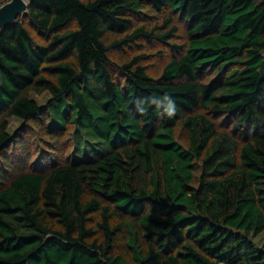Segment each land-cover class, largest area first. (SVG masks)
Wrapping results in <instances>:
<instances>
[{"label": "trees", "instance_id": "16d2710c", "mask_svg": "<svg viewBox=\"0 0 264 264\" xmlns=\"http://www.w3.org/2000/svg\"><path fill=\"white\" fill-rule=\"evenodd\" d=\"M146 7L178 15L188 40L159 76L141 56L117 71L112 48L178 31L135 27ZM40 115L53 136L73 126V149L0 167V264H264V0H31L0 33L3 163L8 119Z\"/></svg>", "mask_w": 264, "mask_h": 264}, {"label": "rangeland", "instance_id": "374dc122", "mask_svg": "<svg viewBox=\"0 0 264 264\" xmlns=\"http://www.w3.org/2000/svg\"><path fill=\"white\" fill-rule=\"evenodd\" d=\"M9 0H0V6ZM173 17L171 23H167L169 17ZM134 26L147 25L148 28L155 26L163 27L162 31L168 30L171 26H178L175 37L167 43L154 39L153 41L139 39L136 43L125 45L122 48H112L109 52L111 66L118 71L119 66L131 60L135 56H141V62L146 66L148 72L154 76H159L166 64L174 55L173 44H185L188 40V26L184 20L178 15L173 14L170 9L161 11L151 7L136 14H131ZM29 26L28 20H23ZM30 27V26H29ZM32 33L37 39H40L37 32L31 28ZM109 41L114 40L116 36L108 35ZM119 75V74H118ZM32 98L41 106L47 105L51 94L45 92L43 94L32 93ZM211 120L216 122L220 128H225L222 123V117L217 115L210 116ZM9 125L7 132L13 136L7 149L3 151L4 156L11 157V163H3L0 158V167L3 168L6 175L14 176L19 173L23 167L25 168H44L49 164V160H64L72 151L74 140L71 132L73 126L69 127V132L63 133L61 137L53 136L48 131V120L44 115L38 116L35 120H23L16 116L8 119ZM179 141L188 147V130L183 126L177 129ZM202 172L201 162L197 161L196 176H200ZM252 241L259 247L264 248V231L256 236H251Z\"/></svg>", "mask_w": 264, "mask_h": 264}, {"label": "water", "instance_id": "95a60500", "mask_svg": "<svg viewBox=\"0 0 264 264\" xmlns=\"http://www.w3.org/2000/svg\"><path fill=\"white\" fill-rule=\"evenodd\" d=\"M31 0H9L0 6V33L16 24L17 20L29 15Z\"/></svg>", "mask_w": 264, "mask_h": 264}, {"label": "clouds", "instance_id": "9594fccd", "mask_svg": "<svg viewBox=\"0 0 264 264\" xmlns=\"http://www.w3.org/2000/svg\"><path fill=\"white\" fill-rule=\"evenodd\" d=\"M163 99L166 101V104L163 108L165 114H167V116H169V117L173 116L175 114V111H176V106H175L174 102L171 100V98H169L167 96H165ZM151 102L155 104L154 99H152ZM157 105L160 106L159 104H157Z\"/></svg>", "mask_w": 264, "mask_h": 264}]
</instances>
